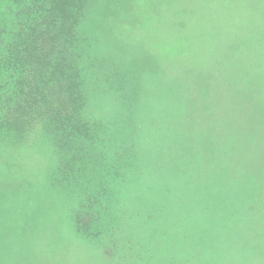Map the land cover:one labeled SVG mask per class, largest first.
Here are the masks:
<instances>
[{"label": "trees", "instance_id": "1", "mask_svg": "<svg viewBox=\"0 0 264 264\" xmlns=\"http://www.w3.org/2000/svg\"><path fill=\"white\" fill-rule=\"evenodd\" d=\"M97 1L5 0L13 23L0 22V175L1 161L24 159L37 119L53 149L38 147L24 171L31 178L2 190L0 264H264L261 103L243 111L253 130L225 127L231 117L220 110L203 126L183 119L189 98L153 78L163 60L137 61L130 46L124 57L107 53L122 63H88L113 68L110 94L89 83L67 49ZM114 1L132 2L105 6ZM97 91L110 97L105 117L87 106ZM240 153L262 172L243 168Z\"/></svg>", "mask_w": 264, "mask_h": 264}, {"label": "rangeland", "instance_id": "2", "mask_svg": "<svg viewBox=\"0 0 264 264\" xmlns=\"http://www.w3.org/2000/svg\"><path fill=\"white\" fill-rule=\"evenodd\" d=\"M114 3L105 6L106 0H98L96 10L91 8L85 26L75 27L76 42H72L67 49L75 60H79L77 67L84 69L87 80L91 79L89 83L97 82L100 88H104L103 91L110 94L108 87L112 90L116 85L111 79L113 68L112 71L106 70L105 59L94 63V67H89L88 63H93L101 55L112 58L114 63H122V58L116 60L114 54L107 53L114 52L124 57L125 48L130 46L137 61L157 60V57L163 60L154 67L153 78H157L156 84L159 81L164 83V87L171 89L174 95L182 94L189 98L188 104L183 107L186 109L183 119L188 115L194 116L203 126L204 119L209 120L213 110H220L231 117L229 121L232 123L225 127H248L250 123H247L249 120L244 121L243 111L257 107H253L255 99L264 109V0H132L124 6L116 4L117 1ZM7 5L8 2L0 0V22L7 20V23H13V16H3ZM54 25L52 23L51 28ZM14 27L11 26L10 32ZM98 30H102L100 34L107 35L106 43H98ZM115 41L122 45L113 48ZM228 57L230 61L226 60ZM139 69L137 67L135 70ZM91 73L95 78H91ZM243 75L246 77L241 88L237 80ZM6 81L3 77L1 85ZM181 86L188 87V90L179 91ZM11 88L12 85L8 84L4 91ZM103 91L88 93L86 98L87 106L91 110L100 109L102 117H105L110 97ZM24 117L15 111V119L23 122ZM248 128L253 130V125ZM47 130L40 119L33 121L23 147L24 159L19 161L14 156L6 160L8 163L1 161L4 173L0 175V197L2 190L10 192L31 178V174L24 171L31 167L38 147L52 152L50 138L44 134ZM44 145L46 147L43 148ZM245 157L244 153H240L242 167L258 172L260 168H255L253 163L250 165V161L243 159ZM166 164L170 168L171 163ZM263 165L264 161L261 162ZM166 172L164 174L168 175ZM161 174L157 171V175ZM23 185L20 188H24ZM191 186L196 187L197 182H191ZM23 196H28V193ZM41 201L44 203L43 199ZM59 201L64 204L62 200Z\"/></svg>", "mask_w": 264, "mask_h": 264}]
</instances>
